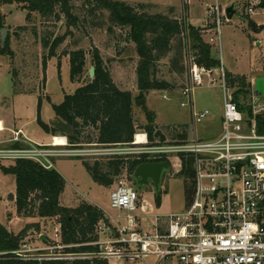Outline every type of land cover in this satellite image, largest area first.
I'll return each instance as SVG.
<instances>
[{
	"label": "rangeland",
	"instance_id": "rangeland-1",
	"mask_svg": "<svg viewBox=\"0 0 264 264\" xmlns=\"http://www.w3.org/2000/svg\"><path fill=\"white\" fill-rule=\"evenodd\" d=\"M88 1H91V4ZM118 1H125L137 10H140V3H147L146 11L150 14L167 15L177 19L183 17L182 0ZM220 3L223 9L233 5L235 10L229 20L227 13L223 16L220 45L212 43L215 45V54L220 59V66L223 61L227 74L230 72L245 75L249 81L252 78L255 80L264 78V0H220ZM71 5L72 13L79 17L73 25L69 24L71 20L64 17V14L60 21L56 20V15L44 20L38 13H33L29 20L27 11L18 8L16 4H6L0 8L6 15L7 26L10 27L11 50L8 52L13 54L8 52L0 54V118L10 122L18 130L22 140L11 141L15 137L14 134L5 144H0V150H7L0 153V223L15 234L27 230L26 236L20 241V249L15 250L19 251L17 255L23 257L51 255L62 251L58 248L61 243V230L57 229L60 222L56 217L25 218L17 212L16 201L11 198V195L16 197V178L1 169V165L14 164L16 158L22 154L16 149L38 150L42 155H38L36 159L45 164L48 160L52 161L54 168L66 180V189L61 197L62 205L75 207L81 201H87L112 214H117L111 206L110 199L115 181L124 179L134 186V173L129 174V163L139 157L147 159L148 162V155L141 153L143 145L136 144L135 137L131 144L114 146L93 144L79 148L65 145L41 149L40 146L33 147L29 144L49 145L52 138L41 122L52 124L56 119L54 105L62 103L66 94L74 93L79 86L94 78L90 76V70L95 67L93 63L95 49L99 50L116 84L122 90L131 91L134 97L140 95L137 76L139 57L136 45L127 38L128 29L116 28L114 32L109 33L107 31L110 24L109 11L96 9L95 12H91V8L96 5L94 0H71ZM250 8L253 9L252 13L249 12ZM188 13L186 21L195 26H203L206 22L214 23L213 16L206 11L204 0H192ZM93 22L104 23V26L94 27ZM254 22L263 26L254 28ZM21 27H26V30H22ZM49 34L51 46L56 37H65L55 48L53 57L50 56L51 47L45 48L42 42V38ZM212 34L213 32H209V35H206L209 42ZM79 49L86 53L85 73L80 77L81 80L72 81L69 54ZM185 49L183 48V58L179 56L178 61L173 62V58L180 54L178 38L173 39L172 50L159 62V72L156 75L157 78L168 81L170 86L164 91L151 90L144 95L149 111L156 114L154 125L163 132L165 140L181 132L182 126L190 127L192 130L195 126L198 138H212L221 130L224 109L223 90L219 85L221 79L215 74L218 81L216 85L206 83L204 86L196 87L192 91L193 102L190 103V95L183 94L181 88L189 81L188 58L193 55V50L189 45L188 49ZM44 61H47L45 65ZM13 79L19 82L17 85L22 88L21 91L15 90ZM229 86V93H232L234 89L230 84ZM257 101L264 105V96L258 97ZM183 103L185 104L182 105ZM206 109L210 112L208 116L201 122H195L194 114ZM148 113L135 102L134 118L138 133H146ZM93 132L95 129L89 127L85 134ZM156 140L162 139L158 137ZM15 143H19V146L15 147ZM70 152L81 155L66 156ZM109 152L111 154H108ZM84 159L92 162L96 159L114 162L113 173L115 174L117 167V176L109 185L95 181L87 170ZM173 162L170 164V170L163 174L158 190L149 187L140 194L142 205L148 207L140 208L136 212L142 216L144 230L154 231L152 226L154 216L181 212L192 201L194 186L188 185L177 165L178 162ZM156 263V257H148L143 262L122 264Z\"/></svg>",
	"mask_w": 264,
	"mask_h": 264
},
{
	"label": "built area",
	"instance_id": "built-area-1",
	"mask_svg": "<svg viewBox=\"0 0 264 264\" xmlns=\"http://www.w3.org/2000/svg\"><path fill=\"white\" fill-rule=\"evenodd\" d=\"M204 1L215 24L210 42L220 45V26L226 9L221 7L220 0ZM191 4L192 0H182L181 19L186 23ZM249 12L252 13L253 9L250 8ZM207 25L208 22L202 27ZM187 73L189 81L181 90L183 94L190 95V103L196 87L206 83L216 85L215 74L219 75L224 98L220 132L212 138H198L195 126L193 130L187 127L186 138L156 140L155 143L150 142L144 133L145 143L140 144L143 145L141 153L148 155V162L166 161L170 165L174 160L173 163L178 162L182 171L184 162L190 161L194 194L188 207L181 212L154 216V231L144 230L142 216L136 212L148 207L142 205L134 186L124 179H117L110 195L111 206L117 214L97 205L102 218L96 224L98 237L95 241L78 245L60 243L58 248L62 251L56 254L20 257L101 259L108 264L143 262L148 257H156V264H264V132L259 129L258 122V117L264 114V105L257 101L258 96L252 89L250 111L240 109L234 92L229 93L223 61L219 68H207L189 56ZM209 113L207 109L195 113V122L203 121ZM14 134L11 141H22L19 131ZM29 144L41 149L57 146L53 143ZM16 150L22 153L18 158L36 160L46 168L54 166L52 161L45 164L36 159L42 155L38 150ZM3 151L7 150H0V153ZM57 229L61 230V224ZM82 245L94 246L96 250L63 251L65 247Z\"/></svg>",
	"mask_w": 264,
	"mask_h": 264
},
{
	"label": "trees",
	"instance_id": "trees-1",
	"mask_svg": "<svg viewBox=\"0 0 264 264\" xmlns=\"http://www.w3.org/2000/svg\"><path fill=\"white\" fill-rule=\"evenodd\" d=\"M95 4L91 12L98 10L109 11L110 24L107 31L112 33L116 28L128 29L127 38L136 45L139 64L137 67L138 89L140 95L133 96L131 91L122 90L114 81L110 70L99 50L95 49L93 63L95 66L94 78L79 86L74 93L66 94L64 101L54 105L56 119L52 124L41 122L45 130L53 135H64L68 138L69 147H82L85 145H118L131 144L138 133L134 118L135 100L144 98L151 90H166L170 86L168 81L157 78L158 64L172 50L173 39L178 38L180 54L183 58V48L188 45L193 50L195 60L199 65L207 68H218L220 59L215 54V45L210 43L206 35L215 28L214 23H208L206 27L195 26L186 23L181 18H171L167 15L150 14L146 11L147 4L140 3L137 10L133 5L118 0H94ZM91 4V1H88ZM6 4H16L18 8L26 10L28 19L33 13H38L44 20L57 16L60 21L62 14L71 20L73 25L78 21V16L72 13L71 0H0V8ZM261 6V5H260ZM94 27H103L104 23H92ZM263 26V25H262ZM261 26V27H262ZM7 28L8 35L5 46H0V54L10 51V27L6 24V15L0 11V29ZM26 30V27H21ZM211 30V31H207ZM36 32V31H35ZM51 34L44 36L42 42L45 48H50V56H55V48L65 37H56L53 45L50 43ZM185 49V50H186ZM10 53V52H8ZM12 54V53H10ZM13 55V54H12ZM71 80L79 81L85 73L86 53L84 50L70 52ZM47 61H44V65ZM182 69L184 62L181 61ZM185 70V66H184ZM188 72V69H187ZM228 84L234 89V98L242 110L251 109L252 84L246 76L227 74ZM78 78V79H77ZM230 81V82H229ZM16 91H21L13 79ZM184 87V86H183ZM148 124L145 127L149 139L154 142L156 138L166 139L161 130L154 125L156 114L149 111ZM259 129L264 132V114L258 117ZM92 127L95 132L85 134ZM172 139L186 138V127ZM19 146V143L14 145ZM84 164L93 177L99 183L109 185L117 176L118 168L113 173L112 161L102 162L96 159L94 162L84 159ZM147 159L139 157L128 165L129 174H133L136 167L146 162ZM6 174H13L16 178L17 212L21 217L52 218L59 219L61 224V244L78 245L93 242L97 239L96 224L102 218L101 210L87 201H81L75 207L64 206L61 197L66 189L64 176L55 168H46L36 160L29 158H17L10 166L1 165ZM114 174V175H113ZM181 174L185 176L190 187L194 186L193 172L190 161L184 162ZM27 230L15 234L0 223V264H108L101 259H49L31 258L23 259L13 251L20 249V241L26 236ZM94 246L65 247L64 252L79 253L93 252Z\"/></svg>",
	"mask_w": 264,
	"mask_h": 264
},
{
	"label": "water",
	"instance_id": "water-1",
	"mask_svg": "<svg viewBox=\"0 0 264 264\" xmlns=\"http://www.w3.org/2000/svg\"><path fill=\"white\" fill-rule=\"evenodd\" d=\"M235 10L233 9V5L226 8L227 18L228 20L232 18ZM7 28H3L1 30L2 33V46H5L7 40ZM95 75V67H92L90 70V76L94 77ZM254 85V94L258 97L264 96V78H259L253 81ZM136 104L141 106L143 110L149 112V108L147 107V101L145 98L135 100ZM170 170V165L168 162H143L139 164L135 171L133 177L136 181H153L155 183V189L158 190L160 187V183L163 179V174ZM146 182H142L145 184Z\"/></svg>",
	"mask_w": 264,
	"mask_h": 264
},
{
	"label": "crops",
	"instance_id": "crops-1",
	"mask_svg": "<svg viewBox=\"0 0 264 264\" xmlns=\"http://www.w3.org/2000/svg\"><path fill=\"white\" fill-rule=\"evenodd\" d=\"M144 4H147V3H144ZM254 25H255L254 28H259V27L262 26V25H259V24L255 23V22H254ZM233 75H241V74H233ZM243 76H245V75H243ZM253 81H255L254 78L251 79V84H252V87H253L252 89L254 91ZM0 123L3 124V125H1V129H0V144L2 145V143L5 144V142H7L8 140H10V138L14 135V132L15 131H18V130H16L10 124V122H8V121H6V120H4L2 118H0ZM50 136H51L52 140H51V142L49 144H51V143L55 144L54 138L56 136H58V135L50 134ZM59 136H63L66 139V145H67L68 144V138L66 136H64V135H59ZM62 146H64V145H62ZM53 168H54V166H53Z\"/></svg>",
	"mask_w": 264,
	"mask_h": 264
},
{
	"label": "bare ground",
	"instance_id": "bare-ground-1",
	"mask_svg": "<svg viewBox=\"0 0 264 264\" xmlns=\"http://www.w3.org/2000/svg\"><path fill=\"white\" fill-rule=\"evenodd\" d=\"M1 125H3L2 123H0V129H1ZM136 139V143H145V135L142 133H137L135 136ZM55 141V145L57 146H62V145H66V139L63 136H56L54 138Z\"/></svg>",
	"mask_w": 264,
	"mask_h": 264
},
{
	"label": "flooded vegetation",
	"instance_id": "flooded-vegetation-1",
	"mask_svg": "<svg viewBox=\"0 0 264 264\" xmlns=\"http://www.w3.org/2000/svg\"><path fill=\"white\" fill-rule=\"evenodd\" d=\"M142 182H146L145 184H142ZM135 188L139 192V194H142L147 188L152 187L155 189V183L153 181H133Z\"/></svg>",
	"mask_w": 264,
	"mask_h": 264
}]
</instances>
